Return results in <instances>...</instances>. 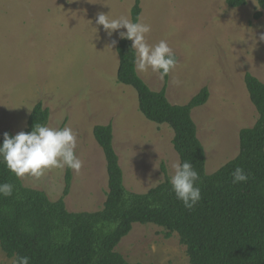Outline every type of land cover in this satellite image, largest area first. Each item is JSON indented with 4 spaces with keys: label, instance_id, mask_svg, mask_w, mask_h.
Returning a JSON list of instances; mask_svg holds the SVG:
<instances>
[{
    "label": "rangeland",
    "instance_id": "1",
    "mask_svg": "<svg viewBox=\"0 0 264 264\" xmlns=\"http://www.w3.org/2000/svg\"><path fill=\"white\" fill-rule=\"evenodd\" d=\"M136 1L138 21L151 26L147 42L165 40L178 61L168 75V102L183 106L202 88L209 92L207 102L191 110L206 175L238 154L239 131L257 119L244 83L246 75L264 82V12L255 0L238 8L227 7L225 0H0V135L23 131L38 103L49 111L47 126L73 130L83 167L72 170L64 197L71 213L100 210L108 192L94 126H112L123 185L132 193L158 186L161 165L170 179L172 165L179 162L172 129L148 121L138 110L134 89L117 82L116 46L126 29L108 36L96 24L98 13L131 21ZM257 13L261 16L255 19ZM136 73L151 91L162 88L158 73ZM20 180L55 202L64 190V168ZM164 235L158 226L136 223L116 251L130 263L189 264L178 236ZM0 264H14L1 249Z\"/></svg>",
    "mask_w": 264,
    "mask_h": 264
},
{
    "label": "trees",
    "instance_id": "2",
    "mask_svg": "<svg viewBox=\"0 0 264 264\" xmlns=\"http://www.w3.org/2000/svg\"><path fill=\"white\" fill-rule=\"evenodd\" d=\"M255 1L264 12V0ZM225 4L238 8L246 0H225ZM139 14L136 1L131 21L138 22ZM259 16L261 13L254 17ZM131 44L127 39L117 43V82L134 89L138 110L148 121L172 129L179 163L191 162L199 173L200 201L191 210L185 208L162 165L163 181L158 186L139 195L126 190L113 148L112 126L97 125L92 135L104 155L108 192L96 212L66 210L64 197L72 183L71 169L64 168L62 196L52 202L44 192L25 187L0 159V184L13 185L11 196L0 195L2 253L13 260L28 257L29 264H142L127 262L116 251L120 240L138 223L164 229L165 238L175 233L189 264H264V82L245 76L257 119L252 127L239 131L238 154L206 175L205 152L191 110L207 102L208 90L202 88L183 106L170 104L165 96L168 76L158 92L151 91L134 69ZM48 118V109L36 104L23 132L30 133L36 123L47 125ZM4 133L15 136L3 132L0 145ZM238 167L248 174L246 182L233 183L231 174Z\"/></svg>",
    "mask_w": 264,
    "mask_h": 264
},
{
    "label": "clouds",
    "instance_id": "3",
    "mask_svg": "<svg viewBox=\"0 0 264 264\" xmlns=\"http://www.w3.org/2000/svg\"><path fill=\"white\" fill-rule=\"evenodd\" d=\"M96 24L102 25L108 36H112L120 29H126L119 32V36L132 42L133 65L138 73L143 74L151 70L158 73L159 78L163 80L176 68L177 58L165 40L155 45L147 42L146 35L151 32L149 24L132 22L125 16L110 18L109 14L104 13L97 14ZM260 39L264 40V35H261ZM115 43L116 41H113L112 46ZM76 147L77 136L70 127L55 129L36 123L30 133L21 131L15 136L4 133L3 143L0 145V159L17 178L25 175L38 178L51 168L67 167L79 172L83 167V161L75 154ZM172 167L174 174L169 181L172 190L184 207L191 210L201 199L199 173L188 161L182 164L177 162ZM231 175L233 183L248 180V174L243 168H236ZM12 193L11 183L0 184V195L11 196ZM14 264H29V258L17 257Z\"/></svg>",
    "mask_w": 264,
    "mask_h": 264
}]
</instances>
